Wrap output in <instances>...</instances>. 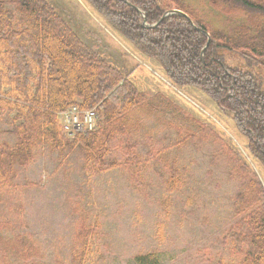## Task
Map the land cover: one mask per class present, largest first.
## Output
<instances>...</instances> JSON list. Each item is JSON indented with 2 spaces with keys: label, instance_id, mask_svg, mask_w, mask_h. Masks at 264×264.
I'll use <instances>...</instances> for the list:
<instances>
[{
  "label": "trees",
  "instance_id": "trees-1",
  "mask_svg": "<svg viewBox=\"0 0 264 264\" xmlns=\"http://www.w3.org/2000/svg\"><path fill=\"white\" fill-rule=\"evenodd\" d=\"M83 1L129 50L155 61L173 86L201 92L231 119L244 154L231 151L228 159L244 186L235 195V220L222 240L237 260L217 264H264V0H200L218 8L222 18L232 13L255 18L249 23L220 19L219 27L208 22L206 6L191 0ZM171 10L185 14L193 26L179 14L161 20ZM103 51L84 42L49 0H0V119L7 115L10 122L0 133L15 138L0 145V187L12 185L16 169L31 165L42 151L62 159L74 148L94 169L124 168L139 181L141 161L130 146L120 150L119 159L106 156L116 149V136L135 126L131 117L137 110L154 109L131 80V70L114 65ZM226 53L259 71L230 67ZM72 106L97 110L93 131L67 135L61 130L58 115ZM178 185L172 171L167 187ZM8 228L0 223V233ZM99 230L98 222L80 221L74 264H98L101 252L92 255L87 240ZM40 258L32 238L0 234L1 264H44ZM133 259V264H160L155 254Z\"/></svg>",
  "mask_w": 264,
  "mask_h": 264
},
{
  "label": "rangeland",
  "instance_id": "rangeland-1",
  "mask_svg": "<svg viewBox=\"0 0 264 264\" xmlns=\"http://www.w3.org/2000/svg\"><path fill=\"white\" fill-rule=\"evenodd\" d=\"M49 1L84 42L110 54L122 70H131V80L150 100L153 112L137 110L131 117L135 126L116 136V149L106 156L119 159L120 150L130 146L141 161L136 174L140 179L135 182L124 168L94 169L77 148L62 159L42 151L31 165L16 169L12 185L0 187V223L9 225L0 234L35 240L44 264H74L83 220L100 224L99 232L87 240L92 255L101 252L98 264H133L134 257L147 254L159 256L160 264L237 260L222 240L235 220V195L244 186L228 159L231 151L244 154L231 119L201 92L173 86L155 61L129 50L83 0ZM191 1L206 6L213 27L228 19H255L241 13L222 18L218 8ZM226 59L230 67L259 71L232 53H226ZM0 120L6 129L8 116ZM14 142V137L0 133V145ZM172 171L179 184L174 190L167 187Z\"/></svg>",
  "mask_w": 264,
  "mask_h": 264
},
{
  "label": "built area",
  "instance_id": "built-area-1",
  "mask_svg": "<svg viewBox=\"0 0 264 264\" xmlns=\"http://www.w3.org/2000/svg\"><path fill=\"white\" fill-rule=\"evenodd\" d=\"M62 130L70 135L74 133H82L92 131L98 119L95 110L81 111L77 107H71L64 113L59 115Z\"/></svg>",
  "mask_w": 264,
  "mask_h": 264
},
{
  "label": "water",
  "instance_id": "water-1",
  "mask_svg": "<svg viewBox=\"0 0 264 264\" xmlns=\"http://www.w3.org/2000/svg\"><path fill=\"white\" fill-rule=\"evenodd\" d=\"M122 1H124V0H122ZM125 2V1H124ZM173 14H179V15H182L183 17H185L188 21H189V23L193 26V23L191 22V20L190 19H188V17L185 15V14H183L182 12H180V11H177V10H171V11H169V12H166L164 15H163V17L161 18V20L164 18V17H167V16H169V15H173ZM142 17H144L143 15H142ZM157 24H155V25H153V26H156ZM143 26H147L146 25V23H145V19L143 20ZM153 26H148V27H153ZM205 36H208L206 33H203Z\"/></svg>",
  "mask_w": 264,
  "mask_h": 264
}]
</instances>
